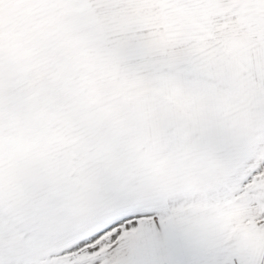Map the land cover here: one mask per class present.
Segmentation results:
<instances>
[{
	"label": "snow or ice",
	"instance_id": "6c2138e0",
	"mask_svg": "<svg viewBox=\"0 0 264 264\" xmlns=\"http://www.w3.org/2000/svg\"><path fill=\"white\" fill-rule=\"evenodd\" d=\"M0 264H264V0H0Z\"/></svg>",
	"mask_w": 264,
	"mask_h": 264
}]
</instances>
